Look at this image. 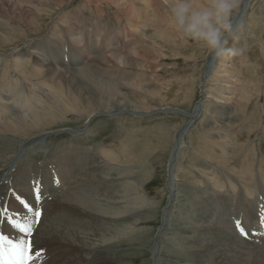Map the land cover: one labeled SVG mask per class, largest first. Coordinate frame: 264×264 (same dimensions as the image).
<instances>
[{"label":"rangeland","instance_id":"rangeland-1","mask_svg":"<svg viewBox=\"0 0 264 264\" xmlns=\"http://www.w3.org/2000/svg\"><path fill=\"white\" fill-rule=\"evenodd\" d=\"M0 1V72L5 73L7 90L11 91L14 85L12 96L15 94L17 99H21L20 102L27 105L25 101L31 95L29 86L32 84L28 82L27 75L36 67V64L31 62V52L55 44L58 47L53 50L58 54L52 55L51 53L56 51L46 50L43 53L44 57L49 53L46 58H49V55H52L56 61L60 58L68 63L67 67L70 68L74 65L72 60L78 56L79 61H82L77 64L78 66L83 67L90 75L104 80L105 76L114 71L123 72L122 75L126 80L116 81L123 86L118 94L123 95L132 105L140 106L146 111L136 115L126 106H111L110 112L104 111L101 106H94L92 109L80 108L83 114L74 117L73 112L76 109L74 106L78 105L80 99L78 97H88L93 94L101 99L99 91L85 84L80 85V89H76L75 82L70 79L68 73L53 74L52 77L44 76L47 83L45 92L54 93L52 94L54 100L58 98L62 102L59 106L60 110L58 107L52 109L51 106L47 107L48 112L52 111L50 114L56 115L54 119H57L46 128L47 136L43 138L42 144H46L51 150L71 144L72 147L83 146V149L102 151L104 153L102 159L105 162L121 167V175L115 173L116 176L114 174L112 176L119 175L131 180L127 186L116 184L114 188L121 190L117 192L119 195L126 196L127 190H131V194L127 197V206L125 205L122 210L125 208L126 211H134V214L115 220L104 219L103 225L106 228L96 234L99 240L96 241L97 243L105 240V243L98 246L103 248L100 264L154 263L151 249L157 238L158 229L164 222L162 217L164 207L166 208L170 200L168 197L170 191L167 188L168 175L171 173L169 165L179 141L183 147L180 148L178 160L176 159L173 165L176 184L168 222L173 229L165 230L159 236L162 244V249L160 248L161 251L159 250L158 253L161 257L159 263L210 264V261H202L191 254L193 237L190 231L196 228L193 211L197 209L198 202L202 201L204 196L215 195L217 190L220 192L231 187L227 181L236 180L230 179V176H233L231 168L238 171L246 170L249 174L252 172L250 174L252 179L260 169L264 174V0H249L245 14L237 20L244 25L235 32L234 36L228 38V46L243 48L244 54L238 57H225L226 61L221 67L223 71L211 75V80L208 82H204V75L210 53L201 45L183 38L176 30L170 11L172 3H168L170 0H158L159 5H156L155 10L147 9V17L149 16L152 21H149L150 24L154 23L156 26L154 28L150 25L146 41L138 43L139 47L136 50L127 48L126 52L132 56L129 68H120L117 64L119 62L112 57L109 63H98L90 53L87 52L89 55L84 57L83 52L80 51L81 48H85L87 41L93 42L94 38L106 46L112 45L116 35H119L120 30L126 26H124L125 18H128L127 14L124 12L126 16L119 14L117 10L126 11L131 3L142 6L145 0L141 2L140 0L133 2L37 0L38 2L31 3V8L24 5V1L27 0ZM196 2L198 5H203L207 0H196ZM239 8L240 6L234 10V19ZM70 25L75 27L72 33L68 31ZM154 29L156 36L152 34ZM133 34L132 32L131 35L134 37ZM126 41L127 38L124 43ZM59 47L62 52L59 51ZM17 49H22L23 53L19 56L23 66L22 74L15 73L13 66L15 63L13 53ZM36 53L40 58L42 57L41 59L44 58L41 51ZM69 54L71 59L66 56ZM44 77L35 76V83H40ZM34 87L37 88V85L35 84ZM61 96H65L66 99ZM102 99L99 101H103ZM35 101L37 105H28L29 115L41 110L39 106H43V97ZM23 104H21L22 108H25ZM199 106L202 108L201 116L196 120L197 122L188 127V131L186 130L179 140L178 131L185 124H189V116ZM93 111L98 113H95L88 123L89 119L86 120V115ZM83 129L85 132L79 135L69 131ZM220 145H227V149ZM43 151L41 149L31 155L35 162L40 163L45 159ZM223 153L229 156L230 163L227 168L221 166L220 155ZM91 159L88 156L86 162ZM128 159H131L129 163H127ZM23 163L29 165V159H24ZM262 177L264 179L263 175ZM140 184L142 188H139ZM125 187L127 189L122 190ZM238 188L241 190L239 185ZM18 198L21 200L19 196ZM205 209L204 215L208 216L211 210L209 207ZM56 210L59 211L57 205L51 212ZM255 224L260 226L259 222ZM215 225H217L216 220L209 228ZM205 227L204 230H207ZM258 228L264 232V227ZM263 232H261L262 236H264ZM213 237L214 234H211L212 242Z\"/></svg>","mask_w":264,"mask_h":264},{"label":"bare ground","instance_id":"bare-ground-1","mask_svg":"<svg viewBox=\"0 0 264 264\" xmlns=\"http://www.w3.org/2000/svg\"><path fill=\"white\" fill-rule=\"evenodd\" d=\"M129 1L133 2L134 0ZM32 2L38 1L27 0L24 1V5H27L31 8ZM248 2L249 0H242L241 4L239 5L240 8L235 17V21L238 24L237 30H239L244 25L242 22L237 20L241 15L245 14L248 7ZM168 3H172V0H170V2L168 1ZM2 4L5 3L2 2ZM143 4L144 5L142 6H137L135 3H131L129 4V8H127L126 11L118 9L117 11L119 14L123 15L125 13L128 16V18H125L126 23L124 26H126H123L124 29L120 30L121 33L116 35L115 40H113L114 43L110 46H106L100 43V41L98 42L97 38H94L93 42H91L89 39L90 41L86 42L84 46L85 48H81L82 50L80 51L83 52L84 57H87L89 55L88 53H90L92 58L96 59V61L98 60V63L102 62L104 64L109 63V59L112 57L113 59L117 60V62H119L117 64L120 68H129L132 56H130L131 54L129 52H126L127 48L136 50L139 47L137 46L138 43L141 44L142 42L146 41L150 25H152V27L154 26V28L156 26L154 23L150 24L149 21H151V19H149V16L147 17V9L149 8L155 10L156 5H159L158 0H145ZM3 9L5 10V8ZM135 22H137V25H135ZM74 28L75 27H73V25H70L68 31L71 32ZM98 32H100V30H98ZM132 32L134 33L133 35L135 38L131 35ZM155 32L156 29H154L152 34L156 36ZM125 38H127L126 43H124ZM57 47L58 46L55 44H52L48 48H42L36 51H41V54L44 57L43 53H45L46 50L53 52L56 51L53 49ZM59 48V51L62 52L61 47ZM18 50L21 52H18ZM36 51H32L30 57L31 62L36 64V67L32 68L31 72L27 75L29 78L28 82L32 83L31 85L29 83L31 95L27 101H25L27 102V105L20 102L21 99H17L15 94L13 96L11 95L14 85L11 87V91L6 89L7 86L5 83V73L4 71L0 72V203H3L6 207L10 208L12 211L8 212L7 215L13 216L16 213L15 210L18 208V211L21 210V205L25 199L29 202H32L33 184L30 182L34 180L37 181L36 178H39L42 182V200L40 203L36 204V207L42 209L43 214L38 222L39 224L36 222L32 223L33 235L31 239L34 241L35 249L43 250V254L35 261V264H100V261H102L101 251L103 248L98 246L102 245L101 243H105V240L103 239L101 243H97L96 241L99 240L96 238V234L98 232H103L102 230L106 228L103 225L104 219L115 220L117 218L119 219L120 217H127L134 214V211H126L124 210L125 208L122 210V208L125 207L128 202L127 197L131 194V190H127L128 195L126 196L124 194L119 195L117 192H121V190L118 191L114 188L116 184L127 186L131 180L129 178H123L119 175L118 177L112 176V174L116 176L115 173L121 175V167L119 168V166H113L109 162H105L102 159V155L104 154L102 151L97 152V150L94 151L88 148L83 149V146L72 147L71 144H66L58 149L51 150L46 144H42L43 138L47 136L46 128L51 126L57 119H54L56 115L50 114L52 111L48 112L47 107L51 106V109L58 107L59 109V106L62 102H60L58 98L54 100V96L52 95L54 93L48 94L45 92L47 90L45 77H52L53 74L66 75L68 73L70 79L74 80L76 89H80V85L85 84L88 87L95 88L97 91H99V94H101L100 98H104L102 99L103 101H99L101 99H98L99 97L96 98L93 94H87L88 97L79 96L78 98L80 99L77 103L78 105L74 106L76 107L73 112L74 117L83 114V111L80 108L86 107L90 109L91 107L92 109L94 106H101V108L104 111L106 110V112H110L109 107L111 106H126L129 108V111L136 115L143 114L146 111L140 106L132 105L131 102L125 99L123 95L118 94L119 89L123 86H121L122 84L120 85L116 81L126 80V77L122 75L124 74L123 72H118V70L114 71L113 73L105 76L104 80L90 75L87 70L81 66H78L77 64L82 62L79 61L78 56H73L74 59L72 62L74 65L73 67L69 68L67 67L68 63L60 60V58L58 61L52 58V55L58 54L57 51L51 53L52 55H49V58H46L49 54L47 53L43 59H41L42 57H39ZM131 53L133 55L132 51ZM22 54V49H17L13 53L15 56V58H13V61H15L13 66L15 68V73L18 74H22L23 72V66L19 57L22 56ZM66 56L71 59V54ZM225 61V57L215 59L211 56V54H209L205 68L206 73L204 75V82L211 80V75L214 73L223 71L221 70V67ZM130 74H132V72ZM35 76L45 77L40 83H35ZM59 82L61 83V81ZM7 84L9 83L7 82ZM35 84L37 85V88L34 87ZM128 90H130V88ZM63 92H65V90ZM102 95L103 97H101ZM42 97L43 106L38 105L41 107V110L29 115L27 112L28 105H37L35 100ZM61 97L66 99L65 96ZM21 104L25 105V108H22ZM67 108H69V106ZM69 110L71 111V108ZM45 113L47 114L45 115ZM95 113L98 112L93 111L86 115V120L89 119L88 123L91 121ZM65 114L66 113L64 111L63 115ZM201 114L202 108H200V106L195 108V111L191 114V116H189V124H185L178 131L177 136H179V140L183 137V134L186 132L188 127L194 124ZM69 131L75 135H79L83 134L85 129ZM223 146L227 149V145H220V147ZM181 147H183V144H181V141H179L178 146H176L174 149L169 165V170L171 173L168 175L167 188L168 191H170V195H168L170 200L167 202L166 208L164 207L162 216L164 222L158 229L157 238L155 240L154 246L151 249L152 258H154L153 264H158L161 260V257L158 256L160 248L162 249L159 236H161L165 230L173 229L168 224L169 211L173 206V196L176 184L175 175L173 173V165L176 159L178 160L180 152L179 150ZM41 149H43V152H45V159L38 163L33 160L31 155ZM88 156L92 159L91 161L86 162ZM105 156H107V154H105ZM220 156L221 166L224 168L229 167V156L226 154L224 155V153ZM24 159H29V165H24ZM130 160L128 159L127 163H129ZM231 171L233 176H230V179H236L237 181H235L238 182L241 190L238 188V185L235 183V181L228 180V185L231 187L225 188L226 190L220 192L218 190L216 191L215 189V195H210L208 197L204 196L205 198L202 197L203 200L201 199L202 201L198 202V206L196 207L197 209L193 211V218H195L196 221V228L190 231V234L193 237L191 254L197 256L202 261H210V264H264V236L261 235L263 230L259 229L258 227L260 226L255 224V222H259L258 210H264V179L262 177V175L264 176V174H262L263 170L260 169L259 173L257 172L254 175L255 179H252L250 176L252 172L249 174V171H238L234 170V168H231ZM132 175L133 173L131 176ZM259 177L260 181H258ZM139 188H142L141 184ZM126 189L127 187L122 190ZM18 196L21 198V200L18 198ZM13 197L16 199H13ZM56 205L58 206L59 211L56 210L51 212L53 207ZM208 207L211 210V215L208 214L207 216L206 214L204 215V212L206 211L205 208ZM28 216L31 220L34 217V212H29ZM141 216H143V214ZM17 219H20V217L18 216ZM236 219H240L243 222L244 227L253 233L252 235H249L247 239L243 238V236L236 231L234 227V221ZM215 220L217 221V225L209 228V226L212 225ZM127 226H129V224ZM204 226L207 227V230H204ZM0 230L8 234L14 240L18 238V233L15 232L7 223H5L3 218H0ZM211 234H214L212 239L213 242L210 240ZM106 238L108 237L106 236ZM55 261H58V263H55Z\"/></svg>","mask_w":264,"mask_h":264},{"label":"clouds","instance_id":"clouds-1","mask_svg":"<svg viewBox=\"0 0 264 264\" xmlns=\"http://www.w3.org/2000/svg\"><path fill=\"white\" fill-rule=\"evenodd\" d=\"M239 3L240 0H207L198 5L196 0H172L170 11L183 38L201 45L215 59L238 57L244 49L229 47L228 38L238 28L233 13Z\"/></svg>","mask_w":264,"mask_h":264},{"label":"snow or ice","instance_id":"snow-or-ice-1","mask_svg":"<svg viewBox=\"0 0 264 264\" xmlns=\"http://www.w3.org/2000/svg\"><path fill=\"white\" fill-rule=\"evenodd\" d=\"M30 183L33 184L32 202L25 199L21 210L16 211L13 216H8L7 213L12 210L0 203V218H3L4 222L18 233V238L13 240L0 230V264H35V261L43 254V250L35 249L34 241L31 239L33 235L32 223L38 221L43 214L42 209L36 207V204L42 200V182L34 180ZM13 199L16 198L13 197ZM29 212H34V217L31 220L28 216ZM18 216L20 219H17ZM258 220L260 227H264V210H258ZM234 227L245 238L253 234L244 227L240 219L234 221Z\"/></svg>","mask_w":264,"mask_h":264}]
</instances>
